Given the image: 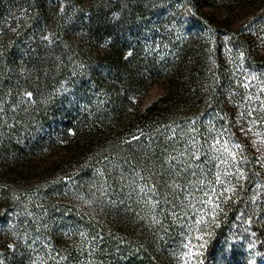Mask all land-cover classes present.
<instances>
[{"label": "rangeland", "instance_id": "rangeland-1", "mask_svg": "<svg viewBox=\"0 0 264 264\" xmlns=\"http://www.w3.org/2000/svg\"><path fill=\"white\" fill-rule=\"evenodd\" d=\"M0 63V264H264V0H0Z\"/></svg>", "mask_w": 264, "mask_h": 264}, {"label": "trees", "instance_id": "trees-1", "mask_svg": "<svg viewBox=\"0 0 264 264\" xmlns=\"http://www.w3.org/2000/svg\"><path fill=\"white\" fill-rule=\"evenodd\" d=\"M193 13H196V12H193ZM191 18H192V20H196L197 15L191 16ZM12 64H13V62L10 63V60L8 58L5 61V66H4L5 70H7ZM0 66H1V63H0ZM84 223L85 222H83L81 220L80 224L84 226L85 225ZM89 230H91V229H89ZM104 237H106V238H104L102 240V251L101 252H103V254H104L102 258H106V261L108 260V257L111 259V257L117 256L118 258L115 257L117 260L116 259L114 260L115 264L117 263V261L121 264H147L146 257H148V256L152 257V255L149 254L148 248L145 246L137 248V249H133V248L130 249L128 247H122V246L121 247L116 246L115 248H113L115 243L112 244L111 241L114 239V237H110V235L104 236ZM119 245H121V244H119ZM99 249H101V248H99ZM99 254H100V251H98V255ZM107 255H108V257H106ZM87 256L88 255H86V257ZM91 259H88L89 260L88 264H106L105 260L103 263L102 262L100 263V261L99 262H93Z\"/></svg>", "mask_w": 264, "mask_h": 264}]
</instances>
